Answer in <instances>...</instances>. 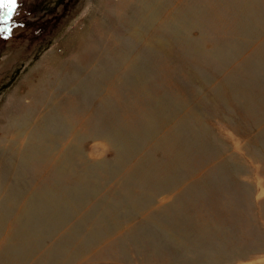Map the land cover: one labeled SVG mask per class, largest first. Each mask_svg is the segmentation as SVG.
<instances>
[{"label": "rangeland", "instance_id": "obj_1", "mask_svg": "<svg viewBox=\"0 0 264 264\" xmlns=\"http://www.w3.org/2000/svg\"><path fill=\"white\" fill-rule=\"evenodd\" d=\"M0 33V264H264V0H17Z\"/></svg>", "mask_w": 264, "mask_h": 264}, {"label": "snow or ice", "instance_id": "obj_2", "mask_svg": "<svg viewBox=\"0 0 264 264\" xmlns=\"http://www.w3.org/2000/svg\"><path fill=\"white\" fill-rule=\"evenodd\" d=\"M17 8V0H0V33H6L14 27L12 17Z\"/></svg>", "mask_w": 264, "mask_h": 264}]
</instances>
